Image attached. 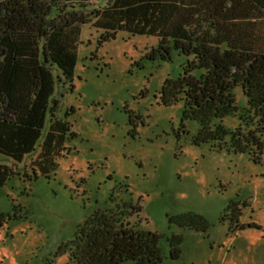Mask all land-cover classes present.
<instances>
[{
	"label": "rangeland",
	"instance_id": "1",
	"mask_svg": "<svg viewBox=\"0 0 264 264\" xmlns=\"http://www.w3.org/2000/svg\"><path fill=\"white\" fill-rule=\"evenodd\" d=\"M108 1L90 0L89 8ZM101 33L82 27L72 81L54 70L50 106L70 124L57 170L33 175L39 146L21 162L0 153V163L17 172L0 187V264H71L61 248L113 193L140 204L132 224L163 235L159 264H264V152L254 160L198 145L200 124L182 120L183 100L163 102L165 81L191 57L174 51L169 60L151 59L157 37L120 31L100 44ZM235 92L246 106L242 88ZM223 123L234 128L239 119ZM190 212L203 215L208 228L170 219ZM173 235L183 237L177 259L170 257Z\"/></svg>",
	"mask_w": 264,
	"mask_h": 264
},
{
	"label": "trees",
	"instance_id": "2",
	"mask_svg": "<svg viewBox=\"0 0 264 264\" xmlns=\"http://www.w3.org/2000/svg\"><path fill=\"white\" fill-rule=\"evenodd\" d=\"M90 0H0V153L31 162L46 176L65 154L70 124L50 106L58 69L72 81L84 25L101 30L99 43L120 31L157 37L151 59L169 60L178 51L190 60L177 78L165 81L162 100H183L182 120L200 128L194 142L212 143L258 160L264 152V0H109L90 9ZM196 71H200L199 74ZM60 81V76H58ZM241 87L247 105L237 102ZM48 129L43 139V131ZM237 116L238 126L223 120ZM41 140V142H40ZM40 142V143H39ZM17 172L0 163V187ZM26 176L27 173H26ZM31 177V176H30ZM140 204L111 195L78 226L61 248L71 264H159L163 235L144 230L131 217ZM182 227L206 230L208 220L186 213L170 218ZM170 257L181 254L182 235L169 239Z\"/></svg>",
	"mask_w": 264,
	"mask_h": 264
}]
</instances>
